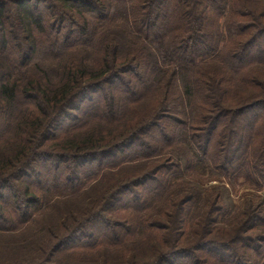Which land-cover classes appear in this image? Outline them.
Masks as SVG:
<instances>
[{"label":"trees","instance_id":"16d2710c","mask_svg":"<svg viewBox=\"0 0 264 264\" xmlns=\"http://www.w3.org/2000/svg\"><path fill=\"white\" fill-rule=\"evenodd\" d=\"M258 79L264 0H0V233L93 189L56 253L149 237L154 264H263L262 203L186 177L264 189Z\"/></svg>","mask_w":264,"mask_h":264},{"label":"rangeland","instance_id":"374dc122","mask_svg":"<svg viewBox=\"0 0 264 264\" xmlns=\"http://www.w3.org/2000/svg\"><path fill=\"white\" fill-rule=\"evenodd\" d=\"M46 13H51V11ZM32 34L36 35L35 29ZM34 45L39 47V50L34 56L36 60L34 59L33 62L37 61L38 56L43 60L40 52L46 50L45 44L37 37L34 40ZM205 70L219 72L221 69L217 65H210L208 67L205 66ZM46 75L53 78L49 79L50 81H57L55 73L50 74L49 72ZM258 80L264 81V79ZM152 101V98L146 100L144 103L146 106H143V108L147 109L149 107L148 104L152 103ZM131 171L135 175L141 173L142 169ZM186 177L199 180L196 182H203L205 185L215 186L214 188L218 189L221 196L220 202L222 204L225 203L234 214L246 209L249 206L246 205L249 199H252L251 203L253 205L262 203L260 205L264 210V189H257L242 176L222 178L212 173L207 175L202 173L197 176L191 173ZM95 194L96 191L91 189L82 197L54 202L30 224L9 233H0V264H154L161 250L169 246L165 245V241L159 243L156 238L151 239L149 237L137 239L133 242L128 241V245H125L122 249L107 248L100 251L95 249L89 252L80 251L66 254H58L54 251L53 247L58 240L57 237L63 235L66 229L73 228L76 225L79 216H81V213L91 201L89 198ZM96 200L95 204H93L94 206H96ZM100 203V201L97 202V204ZM62 222H64L63 226ZM184 234L182 238L180 237L181 241L179 240L178 245L193 241V237H187L189 228L184 229ZM166 236V241L168 242L170 236Z\"/></svg>","mask_w":264,"mask_h":264}]
</instances>
